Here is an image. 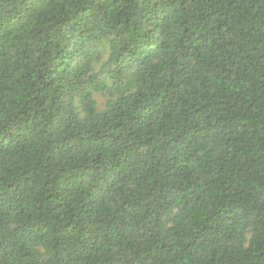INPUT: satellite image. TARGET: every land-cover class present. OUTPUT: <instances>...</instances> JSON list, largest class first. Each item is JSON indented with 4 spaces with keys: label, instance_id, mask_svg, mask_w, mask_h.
Returning a JSON list of instances; mask_svg holds the SVG:
<instances>
[{
    "label": "trees",
    "instance_id": "16d2710c",
    "mask_svg": "<svg viewBox=\"0 0 264 264\" xmlns=\"http://www.w3.org/2000/svg\"><path fill=\"white\" fill-rule=\"evenodd\" d=\"M0 264H264V0H0Z\"/></svg>",
    "mask_w": 264,
    "mask_h": 264
},
{
    "label": "rangeland",
    "instance_id": "374dc122",
    "mask_svg": "<svg viewBox=\"0 0 264 264\" xmlns=\"http://www.w3.org/2000/svg\"><path fill=\"white\" fill-rule=\"evenodd\" d=\"M98 99H99V103L103 101V98L101 97H98Z\"/></svg>",
    "mask_w": 264,
    "mask_h": 264
}]
</instances>
